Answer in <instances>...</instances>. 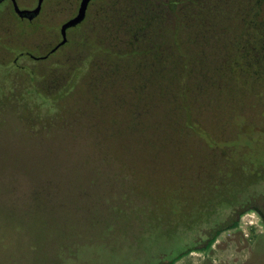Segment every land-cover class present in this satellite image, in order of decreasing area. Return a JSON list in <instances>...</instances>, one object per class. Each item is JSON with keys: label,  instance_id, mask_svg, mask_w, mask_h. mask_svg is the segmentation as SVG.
I'll list each match as a JSON object with an SVG mask.
<instances>
[{"label": "rangeland", "instance_id": "obj_1", "mask_svg": "<svg viewBox=\"0 0 264 264\" xmlns=\"http://www.w3.org/2000/svg\"><path fill=\"white\" fill-rule=\"evenodd\" d=\"M169 1L0 17V264H264V0Z\"/></svg>", "mask_w": 264, "mask_h": 264}, {"label": "flooded vegetation", "instance_id": "obj_2", "mask_svg": "<svg viewBox=\"0 0 264 264\" xmlns=\"http://www.w3.org/2000/svg\"><path fill=\"white\" fill-rule=\"evenodd\" d=\"M58 1L60 0H41V2H39V0H32V2L30 3L29 0H2L0 2V17H3L6 15V16L13 17L20 22L32 23L33 21H35L37 18L41 16H43L44 18H48L52 12L55 13L59 11L58 14L63 13L64 17H63L62 23L58 27L59 28L58 34L60 37V41L55 43L54 47L51 49V52H54L58 50L59 48H61L62 46H64L65 44H67V38H66L65 43L59 46V44L62 41V37L60 33L61 27L64 24H66L68 21L72 20L73 18L77 16L79 9H80L81 2H82V0H68L64 5L63 4L60 5ZM170 2L171 4H174L177 6V4L172 0H170L167 3V5ZM102 5H103V0H89L86 5L84 18L78 24L68 27L65 30V37L66 35H68L67 32L69 29L77 25H81L85 21V19L88 17L89 10L92 7H94L97 11H99L100 9H102ZM56 8L58 10H56ZM168 10L170 11V13H173L174 7L171 9L168 8ZM252 24L254 23L252 22ZM256 25L258 27L257 31H256V28H253L251 29V32L255 34L258 33L260 38H264L263 27H261V25L259 24H256ZM30 58L35 59L33 57H30ZM242 213H239L238 216L236 215L235 220L232 222V225H235L236 221L239 219ZM257 214L259 215V218L262 219V221L264 222V211H262L261 209H258Z\"/></svg>", "mask_w": 264, "mask_h": 264}, {"label": "water", "instance_id": "obj_3", "mask_svg": "<svg viewBox=\"0 0 264 264\" xmlns=\"http://www.w3.org/2000/svg\"><path fill=\"white\" fill-rule=\"evenodd\" d=\"M1 1L2 0H0V2ZM88 1L89 0H82L81 5H80V9H79V12H78L77 16L75 18H73L72 20L68 21L66 24H64L61 27L60 33H61L62 41L59 44V46L63 45L65 43V41H66L65 30L68 27H70V26H73V25L78 24L84 18V14H85V10H86V5H87ZM39 2H41V0H39Z\"/></svg>", "mask_w": 264, "mask_h": 264}, {"label": "trees", "instance_id": "obj_4", "mask_svg": "<svg viewBox=\"0 0 264 264\" xmlns=\"http://www.w3.org/2000/svg\"><path fill=\"white\" fill-rule=\"evenodd\" d=\"M211 241H209V243H210ZM209 243H207V244H209Z\"/></svg>", "mask_w": 264, "mask_h": 264}]
</instances>
